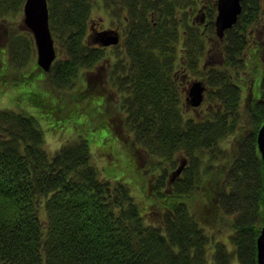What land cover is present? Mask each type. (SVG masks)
<instances>
[{
    "label": "trees",
    "instance_id": "16d2710c",
    "mask_svg": "<svg viewBox=\"0 0 264 264\" xmlns=\"http://www.w3.org/2000/svg\"><path fill=\"white\" fill-rule=\"evenodd\" d=\"M174 1L106 0L117 14L125 12L127 26L122 53L111 57L105 47L84 41L91 0H47L49 27L64 55L62 60L57 55L50 72L40 69L37 81L47 77L60 89L71 87L81 71L103 69V75L97 86L88 81L79 93L90 103L85 111L91 131L76 134L54 153L45 149L36 118L0 106V264H212V258L215 264H257L256 238L264 224V171L256 143L264 121V0H242L241 14L222 40L214 36V3L206 36L189 25L179 37ZM22 2L0 0V20L21 10ZM27 42L10 40V53L31 50ZM180 43L183 60L177 63ZM204 53L208 106L204 115L200 110L190 115L188 84L179 83L174 73L185 60L189 69H198ZM1 63L3 70L7 65ZM251 70L257 73V81H251L257 89L245 110L251 121L240 132L243 75ZM44 95L31 101L35 108L47 105ZM109 101L116 116L122 115L128 144L113 130ZM234 133L241 136L236 150L222 148ZM96 145L107 151L106 158L125 161L132 170L137 160L134 153L125 157L124 149L136 147L166 162L171 173L164 169L152 181L136 180L147 201L140 205L124 176L115 175L119 164L99 169L94 163ZM179 156L186 165L170 182ZM223 161L221 179L215 164ZM203 184L208 188L200 210L187 199ZM224 218H231L228 240L214 241Z\"/></svg>",
    "mask_w": 264,
    "mask_h": 264
},
{
    "label": "rangeland",
    "instance_id": "374dc122",
    "mask_svg": "<svg viewBox=\"0 0 264 264\" xmlns=\"http://www.w3.org/2000/svg\"><path fill=\"white\" fill-rule=\"evenodd\" d=\"M24 1L25 0H23L22 5ZM174 2L176 5V9H174L173 12V23L176 25V30L179 33V37L183 35L184 29L189 25H191L190 27L198 29L199 32L203 33L202 36H206L208 34L206 27L209 22L207 13L211 9V7L214 6H212V4L214 3L216 15V0H175ZM16 12L10 14L7 17V20H0V50L1 48H5L4 53L0 54V106L3 105L9 108H14L15 110L13 111L15 112L25 110L29 113H23L31 114L34 118H36L38 121L39 128L44 133L45 149L49 153H54L59 149L63 142H66L67 140H72L76 134L85 130L91 131L87 129V121L89 119V114L86 113V111H88L90 103L89 100H87L86 98L81 99L82 97L79 93L86 90L88 81H91L94 86H97L98 79L103 75V69H100L98 71L93 70L92 72H79L78 77L74 80L71 87H62L60 89L54 88L52 85H50L47 77H45L44 82L37 81L39 78L38 75L41 73V71L40 68L36 65V51L34 47V40L30 35V32L27 30L26 26L23 24L22 6L21 10H18ZM122 13L123 14H117L112 8H108L106 0H91V10L88 19V30L86 31L84 41H91L93 45V31H105L109 29L114 30L115 28H118L120 30L121 37L123 39L127 32V26L123 22L125 12ZM28 35L31 37V42L28 39ZM214 36L216 37L215 32ZM22 37L28 40L27 44L29 47L31 46L32 49H29L28 51H23L21 55L19 51L16 55H13L12 53H10L8 44L10 43V40L14 38L16 39V41H21ZM54 44L58 58H61L59 60H62V56L64 55V49L61 45V41H58V39L57 41L54 40ZM117 45H119V47L115 49L114 47H116ZM117 45L105 47L106 54L112 57L115 51H117V54L122 53L119 52V49L122 48L121 42ZM181 47L182 43L176 45L177 63L178 61L182 62L183 60V51H180ZM24 50H26L25 47ZM205 56L206 54L204 56L199 57V68L196 70L189 69V67L186 66L188 62L186 60L183 62L182 69L176 67L174 73V75H176V80L179 83L183 81L181 83H184L186 85L192 81H202L203 78L201 66L205 60ZM211 56L212 55H210L209 57ZM1 61H3L5 65H7L6 68H3V70H1L3 67ZM243 77L245 78V81L243 82L244 86L241 92L239 111L240 114L244 116V118H241V122L245 125L242 124V127L239 128L240 132L246 131L248 128L246 124L250 123L251 121L249 116L245 117V110L247 108V105L251 102L250 98L253 97L255 90L257 89V83L255 82L258 79H255V77H257L256 71L246 73L243 75ZM253 79H255L256 81H254V83H251ZM44 94L47 95V105L39 106L38 109L35 108L33 106L34 104L31 101H41L43 99V96H45ZM88 94L91 95L92 90H90ZM105 94H109V90L106 89ZM112 100L114 102V99ZM202 103L201 105L196 107L197 110H192V107L190 109L185 107V111L187 112V114L192 115L196 112H199L200 110L201 113L199 112V114L204 115L208 105L207 103ZM107 104L109 105V108L106 111H108V117L111 116V118L113 119V130L116 131L120 141L128 144V142L126 141V139H128V135L126 134V132L122 131V127L120 125L122 115L121 117L120 115L116 116L117 114L116 112H113L115 110H113L114 108H112L113 103L111 101L107 102ZM48 105H53V107L51 109H48ZM0 109L2 108L0 107ZM82 134L88 133L82 132ZM239 136L240 134L234 133L233 135L226 137L225 140L221 143L222 148H225L226 150L228 149V151L236 150L239 138L241 137ZM124 150L127 151L125 157L130 156L134 153L133 156L137 160V166L134 170H132V165L129 164V168L126 165L125 161H121L120 163H118L116 162V159H113V156L106 158L107 156L105 157L104 154L107 151L103 149L102 146L98 147L96 145V147L92 149V158L94 163L99 167V169L103 167L107 168L108 164H119L120 169H118V167L116 168L117 171L115 175H123L124 182L129 185L131 193L137 198L139 204L147 205V201L144 195V187L142 186V184L136 183V180L140 179L143 182L142 176H145L147 182L152 181L154 178L158 177L159 174L164 171V169L167 170L169 168L166 162H160L156 159H152L151 157L147 156L142 150L136 147L132 146V149ZM121 155L123 154L121 153ZM116 157L118 158V154L116 155ZM180 160L181 156L178 157V161ZM180 162L178 163L180 164ZM215 167H217L216 171H218L219 174L223 173L221 177V179H223L224 171L227 165L225 167V162L223 161L216 163ZM148 169H151L152 171L149 172ZM167 172L168 175H170L171 170H167ZM217 176L214 178V181L218 184L217 180L219 177ZM206 187L207 185L203 184L202 188L200 187L198 192H196V195H193L192 198L187 199V201L192 203V205H194L195 207L199 206L200 210H202L205 205V197H202V193H204L203 189H205ZM224 219V221L218 223L221 224L220 226L223 225L222 228L217 227V229H215L218 231L213 234L214 241H216L215 238L217 240L219 239L220 241L228 240L227 238L231 232V218ZM209 248L212 249L213 245H210ZM209 261H212V264H215L213 258L209 259Z\"/></svg>",
    "mask_w": 264,
    "mask_h": 264
},
{
    "label": "water",
    "instance_id": "95a60500",
    "mask_svg": "<svg viewBox=\"0 0 264 264\" xmlns=\"http://www.w3.org/2000/svg\"><path fill=\"white\" fill-rule=\"evenodd\" d=\"M242 0H216L215 35L222 40L224 33L232 28L241 14ZM23 24L31 33L36 50V63L44 72H50L56 59L54 40L49 27V9L47 0H25L22 7ZM94 43L101 47L114 46L119 43L116 30L94 33ZM205 85L202 81H192L186 91V103L192 108L201 105L204 99ZM257 149L260 153L264 171V121L256 136ZM186 165L182 160L172 173V182ZM264 186V183H263ZM257 264H264V224L256 238Z\"/></svg>",
    "mask_w": 264,
    "mask_h": 264
}]
</instances>
